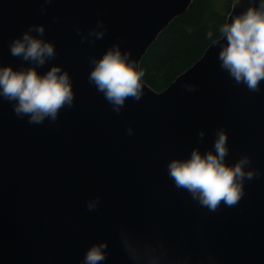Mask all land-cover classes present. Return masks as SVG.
Returning a JSON list of instances; mask_svg holds the SVG:
<instances>
[{"label":"water","instance_id":"water-1","mask_svg":"<svg viewBox=\"0 0 264 264\" xmlns=\"http://www.w3.org/2000/svg\"><path fill=\"white\" fill-rule=\"evenodd\" d=\"M191 2L57 0L41 14L38 0H0L2 62L20 68L9 43L42 23L58 56L38 71L61 64L75 92V104L61 111L58 127L48 121L30 125L0 102V264H80L87 248L103 240L109 253L103 264H131L120 242L122 226L142 239L163 238L178 253L190 250L196 260L214 253L220 264H264V174L246 182L238 207L222 206L215 214L175 189L166 172L170 159L187 158L193 147L212 148L214 130L224 127L227 161L247 154L264 173V83L259 94L234 86L211 43L165 89L143 81V98L128 100L118 116L88 83L89 56L99 57L123 39L122 49L130 48L140 62ZM235 3L226 22L248 6ZM97 19L104 20L106 36L81 43L74 27L86 33ZM185 82L198 90L186 92ZM128 126L131 137L125 135ZM201 129L205 139L199 143ZM97 195L99 208L87 211L86 201Z\"/></svg>","mask_w":264,"mask_h":264},{"label":"clouds","instance_id":"clouds-1","mask_svg":"<svg viewBox=\"0 0 264 264\" xmlns=\"http://www.w3.org/2000/svg\"><path fill=\"white\" fill-rule=\"evenodd\" d=\"M40 12L44 14L48 6L57 0H38ZM242 3L248 6L218 28V35L212 27L206 39L212 46H218L219 68L233 81L234 86H243L249 93L262 92L264 83V0H236L234 7ZM59 16L53 18L58 22ZM45 25L31 24L20 36L9 43L10 55L22 62L20 68L4 64L0 57V102L7 101L18 119L27 117L30 125L57 126L62 110L71 109L75 104L72 77L61 64L52 63L43 73L38 71L56 60L58 52L53 41L45 39ZM74 32L80 42L95 44L104 39L108 28L103 19H97L94 27L85 33L79 26ZM123 39H118L101 56H89L88 83L110 105L117 116L126 102H139L144 96L145 71L132 56V50L122 49ZM27 65V66H24ZM186 92L198 90L194 83L182 85ZM125 135H134L128 126ZM212 148L202 152L199 146L193 147L187 158L174 157L166 164L168 179L175 189L185 192L198 207L209 213L221 214L222 206L236 208L246 195V182L261 177L260 169L253 167L251 156L241 155L234 163H229L228 133L224 127L214 130ZM205 131L197 134L202 143ZM101 197L95 196L86 201L89 212L96 211ZM198 229V226H197ZM120 242L131 264H220L214 253L196 260L189 250L176 252L163 238L156 240L134 236L126 227H121ZM108 241L90 245L80 264H103L108 259Z\"/></svg>","mask_w":264,"mask_h":264},{"label":"trees","instance_id":"trees-1","mask_svg":"<svg viewBox=\"0 0 264 264\" xmlns=\"http://www.w3.org/2000/svg\"><path fill=\"white\" fill-rule=\"evenodd\" d=\"M235 0H192L186 12L164 28L140 60L144 82L152 89H165L191 66L211 43L209 27L216 35Z\"/></svg>","mask_w":264,"mask_h":264}]
</instances>
